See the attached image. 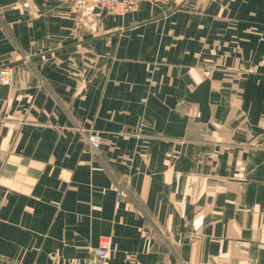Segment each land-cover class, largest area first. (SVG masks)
<instances>
[{"label": "crops", "instance_id": "crops-1", "mask_svg": "<svg viewBox=\"0 0 264 264\" xmlns=\"http://www.w3.org/2000/svg\"><path fill=\"white\" fill-rule=\"evenodd\" d=\"M86 7L0 0V264H264V0Z\"/></svg>", "mask_w": 264, "mask_h": 264}, {"label": "built area", "instance_id": "built-area-1", "mask_svg": "<svg viewBox=\"0 0 264 264\" xmlns=\"http://www.w3.org/2000/svg\"><path fill=\"white\" fill-rule=\"evenodd\" d=\"M148 1L157 6H164L171 9L176 8L179 0H87L86 11L90 14L95 13L96 9L101 12H109L113 14L119 13L121 7L123 11H135L138 9L140 3ZM12 68L0 69V82L6 85L12 84ZM87 141L95 153H99L102 146V137L95 132H89ZM123 196H127L126 189H123ZM112 251L111 238H104L100 244L93 249V254L98 261V264H108Z\"/></svg>", "mask_w": 264, "mask_h": 264}, {"label": "water", "instance_id": "water-1", "mask_svg": "<svg viewBox=\"0 0 264 264\" xmlns=\"http://www.w3.org/2000/svg\"><path fill=\"white\" fill-rule=\"evenodd\" d=\"M95 13H101L99 9ZM210 80H205L196 89L190 93L181 103L174 97H168L167 105L171 108L168 123L166 125L164 135L171 137H184L187 126L190 123L189 115L190 105L198 106L199 115L195 118L196 122L208 123L211 118L210 107Z\"/></svg>", "mask_w": 264, "mask_h": 264}]
</instances>
